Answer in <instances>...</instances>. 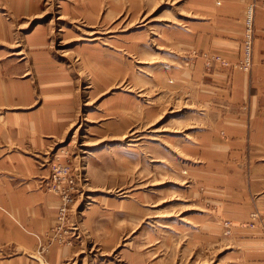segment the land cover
<instances>
[{
  "label": "rangeland",
  "instance_id": "rangeland-1",
  "mask_svg": "<svg viewBox=\"0 0 264 264\" xmlns=\"http://www.w3.org/2000/svg\"><path fill=\"white\" fill-rule=\"evenodd\" d=\"M210 7L0 0V264H264V213L233 193L264 161V95L239 123L197 81ZM256 11L230 72L253 69Z\"/></svg>",
  "mask_w": 264,
  "mask_h": 264
},
{
  "label": "crops",
  "instance_id": "crops-1",
  "mask_svg": "<svg viewBox=\"0 0 264 264\" xmlns=\"http://www.w3.org/2000/svg\"><path fill=\"white\" fill-rule=\"evenodd\" d=\"M207 1L212 7L201 11L204 20L193 27V39L201 49L196 57L197 81L201 82L204 91L213 97H220L222 105L235 108L232 114L226 116L230 120L239 123L255 121L256 116L262 114L260 107L263 106L264 95L261 89L264 85V0H221L218 9L213 7L215 0ZM250 1L257 3L255 21L257 37L253 69L247 73L240 70L230 72V69L223 67L220 61L235 62L239 59L242 31L236 27H240L242 11L245 4ZM234 22L238 24L236 27ZM241 168V171L243 170L241 177H244L245 181L240 180L242 184L234 188L233 193L237 196L235 200L242 203L241 207L246 213L252 210L262 215L264 161H254L251 158L249 169L245 165Z\"/></svg>",
  "mask_w": 264,
  "mask_h": 264
},
{
  "label": "built area",
  "instance_id": "built-area-1",
  "mask_svg": "<svg viewBox=\"0 0 264 264\" xmlns=\"http://www.w3.org/2000/svg\"><path fill=\"white\" fill-rule=\"evenodd\" d=\"M252 17V16H251ZM251 17H250V21H249V26L251 25ZM252 29V26H250V30L249 32L251 31ZM249 39H251V33H248V40H246V46L244 48V51H245V58L249 56V52L251 50V42H249ZM247 61H249V57H248V60H245L246 63H248Z\"/></svg>",
  "mask_w": 264,
  "mask_h": 264
},
{
  "label": "bare ground",
  "instance_id": "bare-ground-1",
  "mask_svg": "<svg viewBox=\"0 0 264 264\" xmlns=\"http://www.w3.org/2000/svg\"><path fill=\"white\" fill-rule=\"evenodd\" d=\"M251 11H252V9H250ZM95 32H91V34L93 35ZM95 36V35H94ZM95 39H96V37H95ZM16 55H20V54H22L21 52H16L15 53ZM13 55V54H12ZM135 141H136V139H135Z\"/></svg>",
  "mask_w": 264,
  "mask_h": 264
}]
</instances>
